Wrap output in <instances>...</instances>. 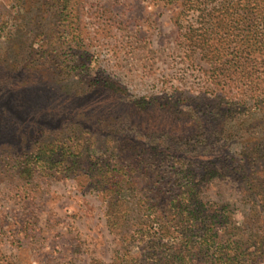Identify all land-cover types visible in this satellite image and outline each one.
<instances>
[{
  "label": "rangeland",
  "instance_id": "obj_1",
  "mask_svg": "<svg viewBox=\"0 0 264 264\" xmlns=\"http://www.w3.org/2000/svg\"><path fill=\"white\" fill-rule=\"evenodd\" d=\"M184 9L0 0V264L136 260L142 193L192 182L228 220L219 239L238 236L264 264V70L250 83L226 59L211 67L180 36L177 20L199 26ZM115 168L134 184L113 233L99 172Z\"/></svg>",
  "mask_w": 264,
  "mask_h": 264
},
{
  "label": "trees",
  "instance_id": "obj_2",
  "mask_svg": "<svg viewBox=\"0 0 264 264\" xmlns=\"http://www.w3.org/2000/svg\"><path fill=\"white\" fill-rule=\"evenodd\" d=\"M153 1L166 7L183 2L185 9L179 12L177 18H185L191 13L197 15V28L186 30L177 20L179 33L188 43V49L200 50L204 60L211 67H216L214 69L223 70V59H226L225 62L230 65L228 71L250 83L258 68L264 70V0ZM50 96L59 95L47 92L42 98ZM21 121L23 124L29 122ZM67 154L73 155L71 152ZM39 160L45 163L40 156ZM46 166L52 167L49 171L57 166L66 167L59 162L51 164L47 161ZM107 172L105 175L99 172V184L108 199V226L116 233L124 225L129 212L127 187L134 183L127 171L115 168ZM179 181L182 182L181 179ZM151 187L153 189L142 193L139 200L147 220L135 232L136 248L141 257L130 261L117 259L109 264H254L247 251L250 246L246 247L238 236L233 234L226 240L219 239V231L228 227V220L220 211L206 207L207 204L197 193L196 183L181 184L184 193L163 200L153 193L157 188Z\"/></svg>",
  "mask_w": 264,
  "mask_h": 264
}]
</instances>
